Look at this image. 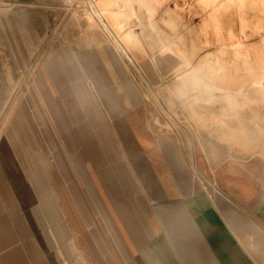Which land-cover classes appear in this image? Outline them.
Instances as JSON below:
<instances>
[{
  "label": "rangeland",
  "instance_id": "rangeland-1",
  "mask_svg": "<svg viewBox=\"0 0 264 264\" xmlns=\"http://www.w3.org/2000/svg\"><path fill=\"white\" fill-rule=\"evenodd\" d=\"M246 1L244 11H240L245 27L241 28L235 8L230 11L225 8L221 41H212L207 31L209 46L204 47L198 37L194 38L193 29L201 19L205 23L206 17L205 14L200 17L192 1L164 0L153 11L142 0H135L139 18L128 21L123 30L125 33L132 30L136 40L145 38L146 51L132 46L128 49L130 58L120 56L100 27H87L83 19L84 0H21L22 3L0 7H7L10 20L7 25L0 18L1 100L11 87L4 65H14L15 60L20 63L25 60L27 64L25 56L34 52L27 68L14 69L12 77L17 87L0 119L6 121L1 137L12 143L8 149L0 141V165L4 167V173L0 174V244L7 241L0 248V257L18 255L13 264H52L48 254L33 245L34 231L22 219L20 210V205L26 202L21 200L25 191L19 180L27 182L29 147L41 150L52 161L54 156L56 159L62 156L61 148L67 153L69 165L60 160L66 182L55 183V187L67 224L87 264L113 263L103 242V238L110 243L112 239L118 242L113 217H118L120 223L127 215L131 217L133 224L129 229H120V240L128 239L132 244L138 238L143 245L134 248H137L135 256L147 255L163 244L172 250L154 219L155 211L169 237L170 227L176 226L174 233L177 238L182 234L180 239L185 247L197 248V254L206 257L205 240L218 223L204 206L201 186L188 166L193 167L221 205L228 203L213 190L212 183L229 197L247 204L249 210L264 220L262 155L256 150L226 144L217 148L216 136L197 126L169 97L167 88L175 79L174 70L168 71L159 64L157 35L151 26L156 22L167 28L189 53L191 72L184 75L189 81L185 92L190 90L195 73L205 72L203 57L207 52L215 54L225 49V58L231 60L232 43L241 41L252 56L249 68L235 60L228 74L220 70L208 76L209 82L216 95L233 96L264 115V4L261 0ZM177 11L184 16V26L181 23L180 28ZM229 31L234 37L228 38ZM193 53L196 57H192ZM152 58H156V64ZM83 60L90 62L91 71L84 69ZM198 62L201 67L197 69ZM100 70L110 77L112 87L107 88L93 74ZM44 85L40 98L36 93ZM155 91L169 98L174 107L178 134L168 128L170 115L158 112L146 98ZM37 112L48 117L41 125L34 118ZM225 115L242 117L232 111ZM15 123L21 127L17 128ZM247 125L253 127L255 123ZM83 135L86 145L76 144V140L71 143ZM66 142L71 146L68 150ZM111 161L117 164L114 171L110 169ZM55 170L58 171L57 167ZM174 253L170 255L177 264ZM119 254L123 256L124 252Z\"/></svg>",
  "mask_w": 264,
  "mask_h": 264
},
{
  "label": "bare ground",
  "instance_id": "bare-ground-1",
  "mask_svg": "<svg viewBox=\"0 0 264 264\" xmlns=\"http://www.w3.org/2000/svg\"><path fill=\"white\" fill-rule=\"evenodd\" d=\"M218 1L219 0H195L197 7L203 11L206 17V24L202 19L200 22V40L201 45L204 47L209 46L207 42V31L208 36L214 42H220L223 36V28L220 21V11L223 7L221 6L216 10H211ZM242 1L243 0H228L226 4L227 6L230 5L233 7L236 4H241ZM142 2L144 5L146 4L148 6L149 10L152 9L156 11L157 6L162 4L164 0H142ZM84 3L86 13L83 14V19L87 27H100L110 38V43H112V46L121 57L125 56L130 58L128 49L132 46L142 47V49L146 51L145 38H138V40H136L134 37L135 33L132 30L126 33L123 30V27L128 21L133 18H139L135 0H84ZM2 17L8 25L10 23L8 11L0 10V18ZM151 26L157 35V38L155 36L157 40L155 43H158L156 45V51H158L157 59L160 61L159 64L161 63L166 70L172 71L169 64H167V57H169L180 61L185 68L178 74L173 71L175 79L170 87L167 88L170 92L169 97H172L178 106L180 105L184 114L197 126L206 128L211 134L216 136L214 143L217 148H221L226 144L229 147L256 150L262 155L264 161V115L253 111L250 106L244 105L240 101L238 102L233 96L216 95L213 90L214 86L209 82L208 78V76L218 74L220 70L228 74L235 60L244 64L245 69H248V62L250 58L252 60V56L248 49L243 46V43L239 41L232 45L231 60L225 58L227 52L225 49H221L217 54L207 52L203 57L205 72L195 73L194 86H191L190 90L185 92V85L182 86L181 83L179 84V79L191 72V64L188 60L190 58L189 53L183 49L177 39L171 37V34L166 29L159 26L158 23L152 22ZM228 36H234L232 31H229ZM33 55L34 52H30L29 55L25 56L28 63L31 61ZM152 61L155 64L157 63L156 58H152ZM24 62L20 63L18 60H15L14 65H4L6 80L11 87L6 98L0 99V117L3 114V110L12 92H14L17 87V82L14 81L12 73L14 69H18L21 66L23 69L27 68L28 63L26 64ZM89 63L83 60L82 66L84 69L91 71L93 68H89L91 67ZM253 66L256 65L253 64ZM100 71H96L93 74L102 80L107 88L112 87L110 77L107 76L106 73ZM44 89L45 85L41 87V89H38L36 93L38 97L42 98ZM146 98L154 104L158 112L170 115L172 120L169 121L168 128L171 132L178 134L174 123L176 122L174 118V107H172L169 98L161 96L157 91L152 92L151 95H146ZM233 102L235 103L233 104ZM229 111L234 112L236 115L238 114L240 117L242 116L241 119L235 116H226L225 112ZM5 116L6 119H8L9 114ZM45 117L46 115L42 112H37L34 118L35 121L41 125L44 123L45 119L48 118ZM5 122L4 120L0 122V141H2V146L4 148L11 149L9 145H12V143L9 142L8 144L7 141L1 137V131L4 129ZM155 122L157 123L158 120H155ZM248 123H255V126L248 127ZM15 126H17V128L21 127L18 123H15ZM78 137L79 138L73 139L71 143H74L76 140V144L78 142H80V144H87L84 135ZM101 141H104L103 138ZM69 147H71L70 143L66 142L65 148L68 150ZM63 151L65 157L63 156ZM27 152L30 162L27 182L18 180L20 187H23L25 191L24 197L21 200L22 203L26 202V204L20 205L22 219L31 230L35 231L34 234H37V236L33 235V244L36 246L39 245L41 247L40 249H42L45 254H49L53 264H86L82 251L77 246L74 235L71 234L72 230L70 229V235L67 233V219L60 206V198L55 187V183L66 182L65 173L61 171L62 165L60 161L64 160L65 164L69 165L66 159L67 153L65 149L63 150V148H61L59 153L62 156L57 159L54 156V161L47 155H43L41 150L35 151L29 147L27 148ZM79 152H82V149H79L78 154H80ZM111 162L110 169L114 171L117 168V164L115 161ZM8 164L12 171L13 167L9 161ZM2 166L3 165H0L1 175L4 173V167L2 168ZM55 167H57L58 171L55 170ZM70 169L72 174H74L71 167ZM85 190L86 189H84V191ZM82 196L85 198L84 195ZM128 216L129 215L122 220V224L125 222L129 225L128 223L131 222V217ZM82 218L86 220L85 217L82 216ZM113 225L116 229L119 227L120 219L118 217L115 218V221L113 220ZM5 243H7V241ZM2 245L3 244H0V248ZM51 254H53V256ZM16 256L17 255H15V257ZM4 258L5 257H3V261H6ZM13 258L14 255L6 256V262L12 264Z\"/></svg>",
  "mask_w": 264,
  "mask_h": 264
},
{
  "label": "water",
  "instance_id": "water-1",
  "mask_svg": "<svg viewBox=\"0 0 264 264\" xmlns=\"http://www.w3.org/2000/svg\"><path fill=\"white\" fill-rule=\"evenodd\" d=\"M15 3L22 2L21 0H0V7ZM0 10L7 11L8 9L6 7ZM7 105L5 106L4 111ZM188 168L201 186L202 192L204 194V206L210 209L218 223L216 228L213 229L214 232L212 231L208 233L209 239L205 240L206 248L203 250V252L206 254V257L197 254V248H192V250H190L189 248L185 247L180 239V235L182 234L179 233V238H177L176 233H174L176 231L175 228H177L176 226L170 227L169 237L164 224L161 222L157 212L155 211L153 215L154 219L158 223L161 232H163L165 240H167L171 245L172 250H169L163 244V247L161 245H157V247H155L154 250H150L147 255L144 254L143 256L141 255V257L139 255L135 256L134 251H137V248H134H140L143 245L139 242L138 238H135V241L132 244L128 239L122 238V240H120V229H129L133 224L131 219L132 222H129V225L123 221L124 224L120 223L121 226L119 225L117 229L114 226V233L118 236V238L116 237L118 242H116L115 239H112V237L111 243L110 241H107V239L103 238V242L111 253L113 262L112 264H175L172 256L170 255V252L172 251L176 252L177 254L176 256L174 253L177 259V264H264V220L261 218L262 216H257L253 211L249 210L250 208L247 204L244 205L243 203H240L239 201L229 197L227 194L223 193L217 188L216 183H212L213 190L217 191L228 203L227 205L226 203L221 205L222 203L220 204L217 202L215 197L212 196L207 190L206 186L195 173V170H193V167L188 166ZM140 191L144 192L142 187ZM115 218L116 217H113L111 219L112 223L113 220L115 221ZM181 226L182 225H180L179 220V228H182ZM70 229L71 228L66 223L68 235H70ZM34 236H37V234H34ZM216 236H218V239H216ZM4 243L2 244L4 245ZM4 246H6V244ZM34 246L39 249L41 248L39 245ZM117 246H119L118 249ZM119 252H124V255L120 256ZM83 253L84 252L82 251V254ZM51 255L53 256V254ZM47 256L50 258L49 254ZM3 257H5V255ZM3 257H0V264H10L6 262V257L4 258L6 261H3ZM18 257L19 256L17 255L15 259H13V263L18 261Z\"/></svg>",
  "mask_w": 264,
  "mask_h": 264
},
{
  "label": "crops",
  "instance_id": "crops-1",
  "mask_svg": "<svg viewBox=\"0 0 264 264\" xmlns=\"http://www.w3.org/2000/svg\"><path fill=\"white\" fill-rule=\"evenodd\" d=\"M189 1H192L193 2V4H194V6H195V8H196V11H197V13L198 14H200V17L202 18L203 17V11L201 10V9H199V7H197V5H196V3H195V0H189ZM246 0H243L242 1V3L240 4H236L235 6H233V7H231L230 5H228L227 6V4L226 3H228V0H219L212 8H211V10H216L217 8H219V7H223V9H221V11H220V13H221V15H220V21H221V24H222V27H223V22H224V15L222 14L223 13V11H224V9L225 8H227L228 10L227 11H230L231 9H233V8H235L236 9V11L239 13L238 15H239V21H240V23H241V28L243 29L244 27H245V23H244V20H243V18H242V16H240V11H244L243 10V6L246 4ZM261 2L264 4V0H261ZM163 4V3H162ZM162 4H159L158 6H161ZM157 6V7H158ZM227 6V7H226ZM239 7H240V9H239ZM175 10V9H174ZM176 16H178L179 17V28L181 27V23L183 24L182 26H184V16H183V14H182V12H176V14H175ZM201 23H199V25L198 26H196V28H194L193 30H194V34L195 35H193L194 36V38H197L198 37V42L201 44V25H200ZM159 26H162L161 24L159 25ZM162 28H164V29H166L169 33H170V31L167 29V28H165V27H163L162 26ZM172 36V35H171ZM234 37V36H233ZM228 38H232V37H230V36H228ZM211 39V38H210ZM178 40V39H177ZM212 40V39H211ZM195 41V40H194ZM213 41V40H212ZM238 41V40H237ZM239 42V41H238ZM238 42H234V43H232V45H234V44H236V43H238ZM179 43L180 44H183L182 42H180V40H179ZM264 55V54H263ZM262 59H263V61H264V56H262Z\"/></svg>",
  "mask_w": 264,
  "mask_h": 264
},
{
  "label": "flooded vegetation",
  "instance_id": "flooded-vegetation-1",
  "mask_svg": "<svg viewBox=\"0 0 264 264\" xmlns=\"http://www.w3.org/2000/svg\"><path fill=\"white\" fill-rule=\"evenodd\" d=\"M179 38L181 39L180 36H179ZM215 54H217V53H215ZM195 55L196 54L193 53L192 57H196ZM167 64H169V66L171 67V70H174L177 74L180 73L183 70V67H181L182 63L180 61H178V60L173 59V58L171 59V58L167 57ZM197 64L199 65V67H198V65L196 66V68L198 69V68L201 67V65H200L201 63L198 62ZM180 83L182 84V86L185 85V86L188 87L187 83H189V81L187 79H185L184 76H183L182 78L179 79V84ZM194 83H195V79H194L193 83H191L190 87L194 86Z\"/></svg>",
  "mask_w": 264,
  "mask_h": 264
}]
</instances>
